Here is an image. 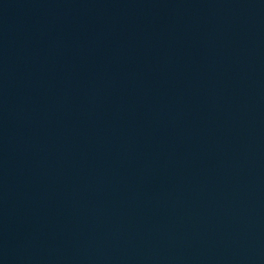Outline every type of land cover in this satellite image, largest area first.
<instances>
[{
    "label": "water",
    "instance_id": "1",
    "mask_svg": "<svg viewBox=\"0 0 264 264\" xmlns=\"http://www.w3.org/2000/svg\"><path fill=\"white\" fill-rule=\"evenodd\" d=\"M0 264H264V0H0Z\"/></svg>",
    "mask_w": 264,
    "mask_h": 264
}]
</instances>
